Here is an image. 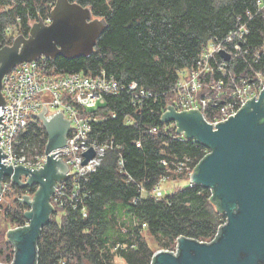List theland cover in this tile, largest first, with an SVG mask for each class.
Masks as SVG:
<instances>
[{
  "label": "trees",
  "instance_id": "16d2710c",
  "mask_svg": "<svg viewBox=\"0 0 264 264\" xmlns=\"http://www.w3.org/2000/svg\"><path fill=\"white\" fill-rule=\"evenodd\" d=\"M76 1L104 18L107 29L91 56L47 58V67L59 75L105 70L123 83L136 81L153 96L146 97L140 108L125 92L109 95L106 104L92 112L105 118L94 126L93 134L100 142L114 139L122 144L124 168L119 165L118 151H107L97 170L81 180L77 206L56 208L51 214L40 235L37 264H112V249L124 259L122 264H151L155 250L146 240L145 230L162 237L164 247L171 250L180 236L213 240L226 215L209 187L189 182L161 199L152 193L159 178L167 174L162 159L190 158L197 163L209 152L201 142L177 138L174 124L163 123L161 117L172 101L170 91L179 71L194 67L210 42L223 41L239 24L249 30L244 45L248 52L245 58H234L229 70L237 80L264 71V7L260 0ZM55 2L0 0V47L13 42L10 27L28 35L36 20H48ZM20 139L27 154H42L48 134L40 121H31ZM167 175L175 182L187 179L183 173ZM141 185L148 189L144 197H140ZM12 188L18 193L35 190L15 184ZM13 200L14 208L7 206L6 213L18 226H27L24 213L28 206ZM8 257L6 261H11L12 256Z\"/></svg>",
  "mask_w": 264,
  "mask_h": 264
},
{
  "label": "water",
  "instance_id": "95a60500",
  "mask_svg": "<svg viewBox=\"0 0 264 264\" xmlns=\"http://www.w3.org/2000/svg\"><path fill=\"white\" fill-rule=\"evenodd\" d=\"M107 26L104 18L94 16L90 6L76 0H56L49 20H36L28 35L18 34L11 44L0 47V105L6 102L4 77L18 64L41 57H89ZM220 53L225 60L231 59L228 52ZM47 112L44 108L38 114L48 134L43 167L4 164L2 156L8 155L0 147V193L6 177L22 188L38 185L34 197L23 194L18 199L29 207L24 213L28 225L6 234L15 246L10 264H37L41 232L55 211L51 196L59 182L73 176L68 163L51 154L66 145L71 122L62 111ZM161 121L175 122L177 134L209 147L194 168L191 182L212 190L226 221L213 240L180 236L177 252L158 250L151 264H264V88L236 114L216 122V127L199 110L178 111L171 104ZM95 154L93 148L84 152V164Z\"/></svg>",
  "mask_w": 264,
  "mask_h": 264
},
{
  "label": "built area",
  "instance_id": "2783aa9c",
  "mask_svg": "<svg viewBox=\"0 0 264 264\" xmlns=\"http://www.w3.org/2000/svg\"><path fill=\"white\" fill-rule=\"evenodd\" d=\"M259 5L264 7V0H260ZM8 30L11 32L12 28ZM248 32L245 24H239L223 41L210 42L194 67L179 71L178 80L170 91L172 101L169 104L175 106L178 111L199 110L204 119L216 127V122L233 116L248 101L254 97L257 98L264 88V71H254L248 78L243 77L237 80L233 71L229 70V63L234 58H245L244 53L248 50H244V45ZM221 50L228 52L231 59L225 60L220 53ZM46 60L47 57H41L38 60L20 63L5 75L3 93L6 102L0 105V116L3 117L1 121L6 124L0 122L2 137L0 147L8 155L2 156L4 164H12L14 167L21 164L31 169L43 167L47 161L46 147L42 154L29 155L21 145L20 136L31 121L42 123L38 114L44 108L48 109V115L62 111L71 122L67 143L51 152L55 158L67 162L70 167L69 173H73L71 178L56 185L51 196L54 209L62 210L68 206L74 208L77 206L76 203L82 192L81 180L87 179L97 170L107 151H118L119 165L124 168V159L121 156L122 144L116 143L114 139L100 142L99 136L93 134L94 126L105 118L92 112L104 106L106 97L109 95L125 92L130 96L132 104L141 108L144 99L153 94L136 81L123 83L105 70L95 74L79 71L59 75L47 67ZM166 110L167 108L164 111ZM111 116L114 117L115 114ZM172 123L177 128L176 123ZM151 131L157 132V128ZM176 136L182 140L188 139L183 133ZM137 144L140 145V142ZM90 148H93L96 154L84 164V152ZM161 162L165 165L167 174L171 172L186 174L189 182L192 183L191 174L200 161L193 163L190 158H185L183 160L162 159ZM167 174L162 175L152 189L156 198L161 199L167 195L166 182L172 181ZM6 178L2 181L0 204L12 194L11 198L16 200L23 194L34 197L38 185H32L35 188L32 192L18 193L12 188V184L15 183L11 177H8L10 182L5 181ZM70 180H72L71 186L68 184ZM147 193L148 189L141 185L140 197L146 196ZM83 213L87 216L85 207ZM143 227H146V223H143ZM177 245L178 240L176 247L171 251L177 252Z\"/></svg>",
  "mask_w": 264,
  "mask_h": 264
},
{
  "label": "rangeland",
  "instance_id": "374dc122",
  "mask_svg": "<svg viewBox=\"0 0 264 264\" xmlns=\"http://www.w3.org/2000/svg\"><path fill=\"white\" fill-rule=\"evenodd\" d=\"M11 31H12V36H14V38L18 34H20V33H18V31H19L18 27H16V28L13 27ZM188 184H189L188 177H187V179L182 178V180H178L177 182H175V181L166 182V185H165V187L167 188L166 193L172 194L177 189H179L185 185H188ZM5 200L6 201L2 202L4 204V208L0 209V263L10 264L13 260V257H14L15 247H14V244L12 243V241H10L7 238L6 234L10 229L17 228L19 224L16 221L11 220V217L6 213L7 206L13 205V208H14V204H15L14 202L15 201L11 197L7 198ZM59 214H61V213H59ZM123 218H127V220L129 221V216L124 215ZM59 219H60V217H59ZM144 234L146 236V240L149 242V244L151 245L153 250H155V252L158 250H161V249H167L166 247H164V240L162 239V237L153 236V235L149 234L147 230L144 231ZM175 247H176V245L174 246V248ZM168 250H171V249H168ZM111 252L115 253V255H113L114 257H113L112 264L124 263V259L121 256H119V254H117L114 249H112ZM8 256H12L11 261L10 260L6 261L9 258Z\"/></svg>",
  "mask_w": 264,
  "mask_h": 264
}]
</instances>
